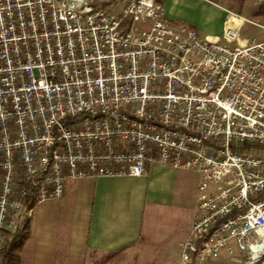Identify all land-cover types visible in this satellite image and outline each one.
I'll return each mask as SVG.
<instances>
[{"label": "built area", "instance_id": "built-area-1", "mask_svg": "<svg viewBox=\"0 0 264 264\" xmlns=\"http://www.w3.org/2000/svg\"><path fill=\"white\" fill-rule=\"evenodd\" d=\"M217 7L208 36L158 0H0V250L69 182L158 165L198 175L182 264H264V25Z\"/></svg>", "mask_w": 264, "mask_h": 264}, {"label": "crops", "instance_id": "crops-1", "mask_svg": "<svg viewBox=\"0 0 264 264\" xmlns=\"http://www.w3.org/2000/svg\"><path fill=\"white\" fill-rule=\"evenodd\" d=\"M159 173L189 183L179 180L182 173L158 165L145 177L69 182L62 199L34 208L20 264H129L128 258L135 263L180 264L198 184L192 188L191 220L180 226L174 193L150 190Z\"/></svg>", "mask_w": 264, "mask_h": 264}, {"label": "rangeland", "instance_id": "rangeland-1", "mask_svg": "<svg viewBox=\"0 0 264 264\" xmlns=\"http://www.w3.org/2000/svg\"><path fill=\"white\" fill-rule=\"evenodd\" d=\"M160 2L163 4L168 14L169 11L171 12V15L174 16L173 18L181 20L183 23L198 30L203 35H219V29L222 33L224 16L221 9L216 5L240 13L241 15L264 25V17L256 16V12L264 4V0H160ZM244 32L250 37H255L257 39H262L264 37V30L251 25L246 26ZM179 177V180L185 178L189 183L181 184V182L175 180L173 176L159 173L156 176L157 180H154L151 184L150 190H153L154 192L169 191L174 193V202L177 206V208L175 207V209H177L176 214L179 215L178 220L181 226L182 223L183 225L187 224L189 218L191 220V215L193 213L191 207L193 199L192 188L198 184V175L194 172H184ZM188 189H190V192H186V194L185 191ZM189 195L191 197L188 198ZM218 253L217 257H213L212 260L200 264H233L230 259V252L220 251ZM127 261L129 264H161L145 261L135 263V260L130 258H128ZM245 263H249V259H246ZM180 264H182V262Z\"/></svg>", "mask_w": 264, "mask_h": 264}, {"label": "trees", "instance_id": "trees-1", "mask_svg": "<svg viewBox=\"0 0 264 264\" xmlns=\"http://www.w3.org/2000/svg\"><path fill=\"white\" fill-rule=\"evenodd\" d=\"M160 2V0H158ZM264 17V4L256 12ZM31 235L30 218L22 217L19 226L7 247L0 250V264H20L21 252Z\"/></svg>", "mask_w": 264, "mask_h": 264}]
</instances>
